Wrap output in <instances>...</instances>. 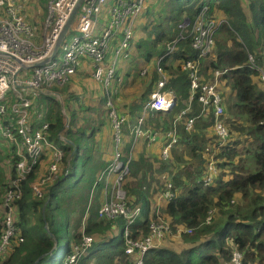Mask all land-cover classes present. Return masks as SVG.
Segmentation results:
<instances>
[{
    "label": "trees",
    "instance_id": "16d2710c",
    "mask_svg": "<svg viewBox=\"0 0 264 264\" xmlns=\"http://www.w3.org/2000/svg\"><path fill=\"white\" fill-rule=\"evenodd\" d=\"M46 1L40 0L43 4ZM161 1L162 6L159 3L146 6L145 1L142 7L144 36L136 41V48L141 50L148 63L160 58V66L170 75L165 88L173 92L175 104L167 112L145 106L140 126L142 130L149 127L160 133L161 136L157 135L164 147L169 141L167 135L173 128V121L181 111L185 112L175 125L177 140L169 149L167 162L160 159V152L159 166L143 153L130 158L128 173L122 181L126 205L130 209H141L139 217L130 226L131 237L141 239L147 235L149 224L155 219L150 210L168 182L162 181L157 189L155 181L159 178L155 172L167 169L174 195L162 201L161 216L172 230L191 228L192 231L182 233L179 240L166 234L161 243L145 254L143 264H219L227 261L233 251L241 254L242 264H264V85L260 86L259 72L248 58L251 55L254 65L264 70V0ZM203 7H207L208 19L226 20L220 23L207 59L199 60L204 82L213 80L215 70L224 71L217 91L222 96L224 93V96L232 97L222 105L220 116L230 132L225 143H221L214 132L210 133L213 109L202 110L196 97L189 98L190 79L182 69L185 61L197 59V51L192 47L189 27L183 29L181 24L185 19L191 23ZM244 8L249 10L250 20ZM179 33L184 37L169 51L168 44ZM112 39L117 43L112 51L110 45L108 60L110 51L115 53L120 36ZM170 58L178 60L174 68L164 64ZM147 75L149 79L150 75ZM115 78L117 74L112 81ZM150 83L148 81V85ZM221 83L228 88H221ZM71 87L68 82L61 88L51 87L29 95L32 123L38 126L36 116L41 113L42 121L48 123L47 139L62 149L63 158L57 178L45 186L42 197L35 196L30 188V183L37 178L34 172L21 183V196L13 202L18 234L0 264H65L67 255L81 243L84 235L92 237V245L83 254L80 264H134L137 259L136 254L124 253L122 234L114 240L117 227L123 229L125 225L124 219L97 218L100 203L89 204L92 193L95 192L97 197L101 195L99 178L114 157L115 143L106 95L101 88V97H95V103L91 104L84 97L79 101L78 92ZM55 92L62 96L68 114L67 126H64L65 119ZM143 96L144 93L140 95V101L136 98L135 104L132 100L127 104L131 107L132 121L145 105ZM72 102L76 105L72 106ZM87 112L92 116L87 117ZM7 116L14 119L10 109ZM189 118H193V124L186 130L184 123ZM105 124L109 126V129L105 127L107 135L102 137L100 134L96 147L95 138ZM121 133L122 138L127 137L120 148L121 161L126 162L133 136L125 122ZM60 136L68 141L61 140ZM138 139L143 140L141 136L136 137ZM208 154L214 158L217 173L213 182L204 186L201 177ZM17 161L14 145L0 138V235L4 228L2 201L7 184L15 176ZM40 161H45L41 173L44 174L49 151H44ZM175 167L177 169L173 170ZM87 207L89 214L81 229L80 218ZM208 217L209 221L205 222Z\"/></svg>",
    "mask_w": 264,
    "mask_h": 264
},
{
    "label": "built area",
    "instance_id": "2783aa9c",
    "mask_svg": "<svg viewBox=\"0 0 264 264\" xmlns=\"http://www.w3.org/2000/svg\"><path fill=\"white\" fill-rule=\"evenodd\" d=\"M77 1L49 0L47 16L43 21L45 34L38 43L35 39L34 28L24 19L19 0H0V138L14 145L18 157L15 176L7 184L2 201L4 228L0 235V262L18 234L19 229L14 221L13 202L21 196V183L35 171L44 151H49L46 172L30 183L32 193L37 197H42L45 186L57 178L63 158L62 149L47 139L48 123L42 121V114L38 113L36 116L39 121L38 126L32 123L29 95L68 82L84 58L90 60L93 79L107 89L115 74V59L128 56L133 37V23L141 13L146 0H114L106 24L97 33L95 31L97 15L107 0H83L75 13L78 15L75 24L72 25L71 20L64 32ZM220 23L215 19L207 18V7H203L197 13L189 26V35L192 36V47L197 51V59L185 61L182 69L188 73L190 79L189 98L196 97L202 110L207 107L213 109V131L220 142L225 143L229 138V132L220 118L223 106L221 95L217 91V79L224 71L215 70L214 80L204 82L199 68V60L208 56L213 49L214 37ZM61 33L64 34L56 53L49 61L35 66V63L50 57ZM117 35L120 39L115 49V59L108 60L107 51L110 41ZM183 37L184 35L179 33L178 37L168 44L169 51L173 49L174 43ZM248 58L251 65L259 72L264 85V70L254 65L251 55ZM23 65L25 67H22ZM164 86V79L157 82L155 90L150 93L148 103L151 108L161 112H167L173 102V94L165 91ZM106 106L110 109L109 117L113 128L114 157L99 181L107 184L110 176L113 175L114 178L108 196L97 210V216L103 219H124L125 225L122 230L125 241L124 253L126 255L136 254L137 259L134 264H143L145 254L151 248L156 247L166 234L171 233V227L164 220L157 218L150 222L147 235L141 239L131 237L130 226L140 215L141 209L139 207L130 209L126 205V195L122 188V181L128 173L129 164V160L121 161V130L124 116L116 112L110 97L106 98ZM8 109L14 119L7 116ZM141 121L142 118L138 120L134 132L150 137L148 132L141 130ZM192 124L193 119L187 120L185 129H191ZM168 137L169 141L161 153L164 159L168 158L169 149L177 140L175 124L168 133ZM215 175V161L213 156L209 155L201 178L202 184L204 186L211 184ZM173 195L172 184L167 183L162 197L170 199ZM209 218L205 222H208ZM191 231V228H186L179 229L177 233H191ZM19 241L22 239L19 238ZM91 245L92 237L84 235L81 243L67 255L65 264H80L83 254ZM219 264H242L241 254L233 251L227 261Z\"/></svg>",
    "mask_w": 264,
    "mask_h": 264
},
{
    "label": "crops",
    "instance_id": "0c3cea01",
    "mask_svg": "<svg viewBox=\"0 0 264 264\" xmlns=\"http://www.w3.org/2000/svg\"><path fill=\"white\" fill-rule=\"evenodd\" d=\"M38 1H40V0H36V2H38ZM108 2L104 5V6H102V8H101V12L97 15V22H96V33L97 32H99L101 29H102V27L106 24V22H107V20H108V18H109V13H110V8H111V5H112V3L114 2V0H107ZM246 1V0H245ZM154 3H157V1L156 0H147V2H146V6H148L149 4H154ZM43 4V3H42ZM33 6V5H32ZM34 7V6H33ZM23 12V15H24V19H25V21L28 23V24H30V23H32L34 26H36L37 27V30L38 31H40L41 30V27L40 26H42V24H43V19H44V15L45 14H43V12H41V13H39V11H37V12H32V11H30L27 7L25 8V12L24 11H22ZM39 14H40V16H39ZM140 15V16H139ZM137 17H136V19L134 20V23H133V40H132V42H131V46H130V50H129V53H128V56L127 57H125V59H121V58H116L115 59V57H114V54H111V51L113 50V47H114V45L117 43V40L116 39H112L111 41H110V45H111V43H112V45H111V51H110V53L108 54V58L110 59V60H112L113 58L115 59V63H116V65H115V74H117V78H116V80L114 79L110 84H109V86L107 87V89H105L101 84H99L98 82H96L94 79H93V77H92V66H91V63H90V60L89 59H87V58H84V59H82L81 60V62H80V64H79V66L77 67V70L75 71V74L73 75V76H71V78L72 77H74V76H78V77H81V74L84 76V77H86V75H91V78H92V83H93V85L91 86V90H96V92L98 91V93H99V97H101V95H102V92H101V88L103 89V92H104V94L106 95V98L107 97H110L111 98V100H112V102H116V106L115 107H117L118 106V100H119V97H118V95H119V92H122V93H125V94H128V96H127V98L125 99V101L124 102H126V104H130V102H131V100L133 101V104H135V101H136V96L134 95V96H132L131 95V93H130V87H131V85H132V83H133V81H134V75H133V69H134V67H135V64L131 61V60H128V58L130 57V55L132 56V57H134L135 58V62L138 64V65H140L141 67L139 68V72L138 73H142V72H144V74L146 73V72H148V74L150 75V77H149V79H147L148 81H151V85H150V93L152 92V91H154L155 90V88H156V84H157V82L159 81V80H161V79H164L165 80V86H166V84H167V82H168V79L170 78V75L168 74V71L166 70V69H163L161 66H160V58H157V59H153L152 61H150L149 63L148 62H146L145 60H144V57L141 55V50L140 49H138V48H136V41L139 39V38H142L143 36H144V33H143V35L140 33V32H138V28H137V31L135 32V35H134V29L136 28V25H137V23H138V21H139V23L143 20V23L141 24V25H139L138 27L141 29V31H142V29H143V24H144V21H145V17L143 16V11L139 14ZM137 18H138V21H137ZM74 20V21H73ZM217 21H220L221 23L222 22H224L225 20H222V19H218ZM75 22H76V14L74 15V18L72 19V23L73 24H75ZM72 24V25H73ZM31 25V24H30ZM39 28H40V30H39ZM38 31L36 32L35 31V29H34V32H36L35 34L36 35H38ZM35 39H36V36H35ZM112 41H114V42H112ZM116 42V43H115ZM201 60V59H200ZM177 63H178V60H176V59H174V60H172L171 58L167 61V62H164V64H169L171 67H173L174 68V66L175 65H177ZM147 68H148V71H147ZM158 68H160V70H162V72L161 71H159V69ZM120 71H121V75H122V78H123V80L124 79H126L125 80V82H121V80H119V77L121 76L120 75ZM136 75H137V73H136ZM128 76V77H127ZM138 76V75H137ZM221 76V75H220ZM147 77H148V75H147ZM71 78L69 79V81L68 82H70V80H71ZM120 82H119V81ZM213 80H214V72H213ZM212 80V81H213ZM220 80V77H218V79H217V82ZM97 84V85H96ZM120 84H121V87H122V91L120 90L119 91V87H120ZM263 85V84H262ZM101 86V87H100ZM165 86H164V90L165 91H167V92H171L172 94H173V92L171 91V90H169V89H166L165 88ZM53 87H58V86H53ZM58 88H61V87H58ZM217 88H218V83H217ZM89 88L88 87H86L84 90H83V92H78L77 94L79 95V101H81L82 99H83V97H84V99L86 98V99H88L89 98V96H90V94H92V96H93V102H95L96 100L94 99V95H93V93L92 92H89ZM87 92H89V93H87ZM54 94V96H55V98L59 101V103H60V109H61V112H62V114H63V116H64V114L67 116V119H66V117L64 116V119H65V124H64V126H67V122H68V114H67V112L65 111V109H64V104H63V101H62V96H61V94L59 93V92H55V93H53ZM173 98H174V94H173ZM139 101H140V99H138ZM62 102V107H61V102ZM120 104H122V103H120ZM129 107V106H128ZM123 109L124 108H122V109H119L120 111H118L117 109V111H118V113L120 114V115H123L124 116V122L125 123H127V126L129 127V132H130V134H132V136H133V138H132V144L130 145V148H129V150H128V152L126 153V156H127V159L130 161V158L133 156H138V155H140L141 153H143L145 156L146 155H148L147 153H144V149L141 147V148H139L140 146H142L143 144H148V145H150V146H157V147H159L158 148V151L160 152V157H161V151H162V143H161V139L158 137V135H160L161 136V134L160 133H155V132H153L152 130H150V128L149 127H147V129L146 130H142V128H141V130L142 131H146V132H148L149 133V135H150V137H146V136H142V135H139V134H136L135 132H134V127L136 126V124L138 123V120L140 119V118H143L144 116H145V110H146V107H145V105H144V107H143V109L141 108V113H140V111L138 112V113H136L135 114V117H134V119H135V121H134V119H133V121H132V117H131V115H130V112H129V110L126 108V109H124V111H123ZM185 112V110H183V111H181L178 115H177V117H176V119L173 121V125L175 124L176 125V123L179 121V117H181V115L183 114ZM164 114H166V113H164ZM137 115H139V117H137ZM190 119V118H189ZM189 119H187V120H189ZM193 119V118H192ZM186 120V121H187ZM186 121H185V123H184V128H185V124H186ZM142 122V121H141ZM176 128V127H175ZM212 131H213V129H212ZM214 132V131H213ZM158 134V135H157ZM176 135H177V133H176ZM139 136H141V138L143 139V140H146V141H143V140H141V139H138V140H136V137H139ZM168 136V135H167ZM104 137H105V135H104ZM151 137H153V139H151ZM60 139L61 140H63V141H65V142H67L68 140L67 139H65L64 137H62V136H60ZM126 140H127V137H124V138H122V144H121V149L123 148V146H124V144L126 143ZM3 141V140H2ZM6 142V141H5ZM207 160H208V157H207ZM207 160H206V162H207ZM172 161V160H171ZM43 169H44V167H42V168H40L39 170H41V171H43ZM204 173V172H203ZM216 173H217V169H216ZM203 175V174H202ZM113 178H114V176L112 175V176H110L109 178H108V182H107V184H105V182L104 181H102L101 182V184H102V190H101V195H100V205L102 204V202L104 201V199L108 196V194H109V191H108V186H110V189H111V184H112V180H113ZM202 178V177H201ZM167 183H170V182H167ZM166 183V184H167ZM91 199H92V194H91V196H90V199H89V204H90V202H91ZM101 199H102V201H101ZM164 200V198L162 197V193L157 197V199H156V203H155V205H154V207L155 206H158L159 207V209L161 208V205H162V201ZM154 207L150 210V212L154 215V216H156V213H155V211H154ZM139 217V216H138ZM97 218H99L98 216H97ZM100 219H103V218H100ZM83 227H81V229H82ZM179 229H183V228H178V229H176V230H172L171 229V233H168L167 235L168 236H171L172 238L171 239H178L180 236H181V234L180 233H177V231L179 230ZM123 230V229H122ZM116 233H117V229L115 230V235H116ZM121 234H122V231H121ZM113 235H114V233H113ZM162 241V240H161ZM161 241H160V243H161Z\"/></svg>",
    "mask_w": 264,
    "mask_h": 264
},
{
    "label": "rangeland",
    "instance_id": "374dc122",
    "mask_svg": "<svg viewBox=\"0 0 264 264\" xmlns=\"http://www.w3.org/2000/svg\"><path fill=\"white\" fill-rule=\"evenodd\" d=\"M152 1V0H151ZM19 2L21 3V5H22V9H23V11L25 12V8L27 7L30 11H32V12H37V11H39V13H41V12H43V14H45L44 15V19H43V21L46 19V16H47V4H48V2H49V0H47L46 1V3H44V4H42L40 1H38V2H36V0H19ZM157 3H159L161 6H162V1L161 0H157ZM34 7H33V6ZM244 10V12H245V14H246V17H247V19L248 20H250V13H249V10L248 9H246V8H244L243 9ZM39 16H40V14H39ZM140 16V15H139ZM77 17H78V15H76V19H77ZM74 21V20H73ZM137 21H138V18H137ZM226 21V20H225ZM143 23V20L139 23V21H138V23H137V25H136V28L134 29V35H135V32L137 31V28H138V32H140L142 35H143V31H141V29L138 27L139 25H141ZM192 23V22H191ZM191 23H190V20L189 19H185L183 22H182V24H181V27L183 28V29H186L187 27H189L190 25H191ZM31 24V26L35 29V31L37 32L38 30H37V27L36 26H34L32 23H30ZM73 24V23H72ZM41 27V30H40V28H39V30L40 31H38V35H36V41L39 43L42 39H43V35L45 34V29H44V27H43V24H42V26H40ZM70 32H71V30H69ZM35 32V33H36ZM132 39H133V37H132ZM112 42H114V41H112ZM112 44V43H111ZM209 56V55H208ZM208 56H206V57H204L203 59L205 60V59H207V57ZM253 58V57H252ZM128 60H131L134 64H135V67H134V69H133V75H134V81H133V83H132V85H131V87H130V93H131V95L132 96H136V98H140V95L142 94V93H144V101L143 102H145V106H147L148 104L147 103H149V98H150V85H151V83L148 85V77H147V74H148V72H146L145 74H144V72H142V73H138L140 70H139V68L141 67L140 65H138L136 62H135V58L134 57H132L131 55H130V57L128 58ZM159 69V68H158ZM147 71H148V68H147ZM159 71H161L162 72V70H160L159 69ZM136 73H137V75H136ZM163 73V72H162ZM120 75H121V71H120ZM128 77V76H127ZM115 80H116V78H115ZM119 80H121V82L123 81V82H125V80L126 79H124L123 80V78H122V75L119 77ZM118 80V81H119ZM258 81V79L257 78H255V82H257ZM120 82V81H119ZM68 82H66V83H64L63 85H61V86H58V87H63L65 84H67ZM70 83H71V88L73 89V90H75V91H78V92H83V90L86 88V87H88L90 90H89V92H92L93 93V95L95 96V97H97V98H99V93H98V91L96 92V90H91V86L93 85V83H92V78H91V75L89 76V75H86V77H84L82 74H81V77H78V76H74V77H72L71 78V80H70ZM218 83V85L220 84V80L217 82ZM258 83V82H257ZM97 85V84H96ZM147 85H148V87L149 88H147L146 89V87H147ZM260 86H262L263 87V85H261L260 84ZM101 87V86H100ZM221 88H225V89H227L228 87L226 86H224L222 83H221ZM122 91V87H121V84H120V87H119V91ZM228 91V90H227ZM89 92H87V93H89ZM219 92V91H218ZM219 94L221 95V93L219 92ZM36 95V94H35ZM127 96H128V94H125V93H122V92H119V95H118V97H119V100H118V108L119 109H122V108H124V109H128L129 111L131 110V107H128V105L126 104V102H124L125 101V99L127 98ZM95 97H94V99H95ZM223 97V104L222 105H224V104H226V100H228L229 98L231 99L232 97H229V96H224V93H223V96L221 95V98ZM86 102L87 103H91V104H93V103H95V102H93V96H92V94H90V96H89V98L86 100ZM120 103H122V104H120ZM71 105L72 106H75L76 104L75 103H71ZM113 106L115 107L116 106V102H113ZM117 108L115 107V110H116ZM119 109H117L118 111H120ZM124 109H123V111H124ZM117 110H116V112H117ZM118 113V112H117ZM119 114V113H118ZM85 115L87 116V117H89V116H92V114H90L89 112H87V113H85ZM105 127H107L108 129H109V126H108V124H105L103 127H102V129H101V131H99V133L97 134V136H96V138H95V144H96V147H98V143H99V141H100V134L102 135V137H104V135L106 136L107 135V130H105ZM228 130H229V128H228ZM210 133H213V131L211 130L210 131ZM230 133V132H229ZM236 133H238V132H236ZM101 137V138H102ZM143 148L144 149V153H147L148 154V156H149V158L150 159H153L154 160V164H157L158 166H159V161H160V159L162 160V161H165V162H167L168 160L167 159H164L163 157H162V154H161V157H160V159H159V151H158V148L159 147H157V146H150V145H148V144H143L142 146H140L139 148ZM163 148L164 147H162V150H163ZM105 151H107V150H105ZM105 153V152H104ZM161 153H162V151H161ZM210 154H208L207 155V157L209 156ZM157 158H158V160H157ZM43 164H45V161H40V163H39V165H38V167L35 169V171H34V175L38 178L39 176H40V174L43 172V171H41V170H39L40 168H42L43 167ZM252 166H253V170H255V164L254 163H252ZM177 168L175 167V168H173V170H176ZM155 175L156 176H158V178H159V181H161V182H159V181H155V186H157V189H159V187L161 186V183H162V181H164V180H168V182H170L171 184H172V182L167 178V169L166 170H162V169H159L158 170V172H155ZM124 184V183H123ZM122 188H123V191H124V193H125V195H126V191H125V189H124V186L122 185ZM165 190V188L162 190V192ZM108 191H110V186H108ZM162 192H160V194L162 193ZM95 192H94V194L92 193V199H91V202L93 203V202H97L98 204L100 203V195L97 197V196H95ZM159 194V195H160ZM97 195V194H96ZM101 201H102V199H101ZM91 202H90V204H91ZM70 206V205H69ZM88 209H89V207H87V209H86V213H84L83 214V217L82 218H80V223H81V227H83V225L85 224V222H86V218H87V216H88ZM154 211H155V213H156V216H155V219L154 220H156L157 218H159V219H162V220H164L163 218H162V216H161V208L159 209V207L158 206H155L154 207ZM153 213V212H152ZM154 220H152V221H154ZM151 221V222H152ZM121 231H122V228H121V226H118L117 227V233H116V236H115V239L114 240H116L120 235H121ZM66 239H67V235H66V237H65V239H64V242L66 241ZM180 238H178V240H179Z\"/></svg>",
    "mask_w": 264,
    "mask_h": 264
},
{
    "label": "water",
    "instance_id": "95a60500",
    "mask_svg": "<svg viewBox=\"0 0 264 264\" xmlns=\"http://www.w3.org/2000/svg\"><path fill=\"white\" fill-rule=\"evenodd\" d=\"M82 1H83V0H78V1H77L76 5H75V7H74L73 13H72L70 19L68 20L66 27L64 28V32L67 30L68 26L70 25L71 20H72V18H73V15H74V14L77 12V10L79 9L80 5L82 4ZM63 34H64V33H61V35L59 36V39L57 40L56 45H55V47H54V49H53V51H52L50 57L46 58L45 60H43V61H41V62H39V63H35V64H34L35 66L42 65V64H44L45 62H47V61L50 60V58L56 53L57 48H58V46H59V44H60V41H61V38H62V35H63ZM31 66H32V65H31ZM22 67H25V65H23ZM60 102H61V101H60ZM174 104H175V97L173 98V102H172V104H171V107H170L168 110H170ZM61 107H62V102H61ZM168 110H167V111H168ZM64 116H65L66 119H67V116H66L65 114H64ZM74 150H75V148H74ZM74 150L70 153V155H69V157H68V159H67V164H69V162H70V160H71V157H72V155H73V153H74ZM54 249H55V246L52 248V251H53ZM51 254H52V256H53V252H52Z\"/></svg>",
    "mask_w": 264,
    "mask_h": 264
}]
</instances>
